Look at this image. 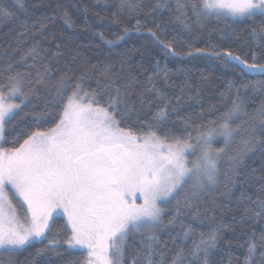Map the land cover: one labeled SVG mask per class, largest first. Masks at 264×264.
Listing matches in <instances>:
<instances>
[{
	"label": "snow or ice",
	"instance_id": "1",
	"mask_svg": "<svg viewBox=\"0 0 264 264\" xmlns=\"http://www.w3.org/2000/svg\"><path fill=\"white\" fill-rule=\"evenodd\" d=\"M99 6L83 7L85 31L119 27L114 39L96 31L109 46L146 35L163 66L135 61L136 49L118 65L78 63L80 46L62 41L75 33L65 7L0 0V23L20 28L0 47V264L33 248V264L53 252L67 264H264V163L259 175L246 163L264 161V0ZM210 21L236 40L209 33L196 47ZM169 58L218 61L236 78L205 108L208 78L175 83ZM23 117L33 123L17 131Z\"/></svg>",
	"mask_w": 264,
	"mask_h": 264
},
{
	"label": "trees",
	"instance_id": "2",
	"mask_svg": "<svg viewBox=\"0 0 264 264\" xmlns=\"http://www.w3.org/2000/svg\"><path fill=\"white\" fill-rule=\"evenodd\" d=\"M53 4L60 3L63 7L67 9L69 14L72 16L75 21V33L73 30L65 29L62 20L57 21L58 28L65 29L64 37L62 38L63 43L68 44L69 46L75 48L80 46V58L79 62H86L87 64H113L118 65L121 59V54L125 53L127 49H136L137 52L133 53V57L135 61L141 60V54H143V59L145 62V66L148 65V61L152 59H161V66L164 64L162 50L151 44L149 38L146 35L134 34L131 37L127 38L126 41L114 45L109 46L103 40L100 39L98 35H96V31H102L105 34V39H114L115 33L120 31L119 27L113 25H107V27L94 25L95 31L89 30L85 31V13L83 12V7L87 6L91 9L92 5L96 3V0H51ZM103 7V0H100V6L96 8L97 11L101 10ZM88 19H94L91 15V11L88 13ZM134 23V21H132ZM121 25L120 27H122ZM235 29L236 33L241 37L245 36L246 29L248 28V24H240V25H232ZM224 28V24L222 22L210 21L207 23L206 28L203 30V34L201 38L196 41V47H204L207 43L208 34H211L212 42L217 44H225L229 42H233L236 40V37L232 35L230 31H221ZM20 30L19 24L13 21H6L0 23V47L7 46L9 42L13 40L15 35ZM72 37L71 40L68 37ZM236 45L233 43V48ZM183 48L187 51V45L178 46L177 50ZM168 67L172 72V80L179 84L180 81L184 78V74H187L191 77V79L195 83L200 82L201 76L207 77V84L204 87L202 92V100L201 103L207 108L210 104H217L219 101V92L224 90V84L229 79H235L236 77L229 70L221 67L220 62L211 61V60H202L199 58H187L183 60H178L174 58H169L167 61ZM255 79V77H253ZM175 91H178L175 90ZM187 99V96L185 97ZM260 102V97L257 96L255 103L258 104ZM219 106V105H218ZM194 111H199V108L196 107L193 109ZM36 111H40L39 108ZM145 113H141L144 115ZM23 116V114H22ZM135 120V117H133ZM197 122L199 120L197 119ZM17 124V122H13ZM33 120L31 117H23L18 122L17 131L20 129H26L28 125L32 124ZM16 133L13 132V135ZM249 170L252 168L256 169V175L260 174L261 164L264 163L261 157L257 154L256 156H252L247 162ZM226 222L231 221V216H225ZM229 239H233V234L229 230H225L224 232V240L227 241ZM37 247H42L41 245H37ZM35 249H29L28 252L20 255L19 260L21 264H33V260L30 258L29 254L34 253ZM220 255H223L222 253ZM69 259L67 253H63L61 255H56L54 252L49 253L45 257H35V264H43L45 260L50 261V264H67V260ZM219 259V256H217Z\"/></svg>",
	"mask_w": 264,
	"mask_h": 264
}]
</instances>
